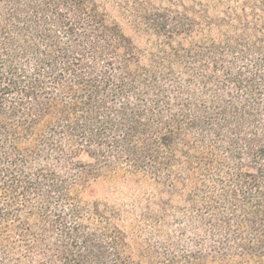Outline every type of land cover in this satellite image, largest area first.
Returning a JSON list of instances; mask_svg holds the SVG:
<instances>
[{
    "label": "trees",
    "instance_id": "16d2710c",
    "mask_svg": "<svg viewBox=\"0 0 264 264\" xmlns=\"http://www.w3.org/2000/svg\"><path fill=\"white\" fill-rule=\"evenodd\" d=\"M0 264H264V0H0Z\"/></svg>",
    "mask_w": 264,
    "mask_h": 264
},
{
    "label": "rangeland",
    "instance_id": "374dc122",
    "mask_svg": "<svg viewBox=\"0 0 264 264\" xmlns=\"http://www.w3.org/2000/svg\"><path fill=\"white\" fill-rule=\"evenodd\" d=\"M116 187L115 189L111 186L109 187L108 183L99 184L97 187V193L102 200L108 201L110 203L117 202L121 199V190Z\"/></svg>",
    "mask_w": 264,
    "mask_h": 264
}]
</instances>
